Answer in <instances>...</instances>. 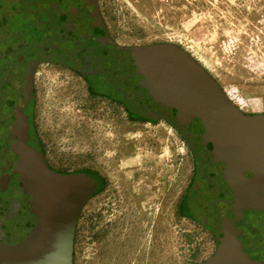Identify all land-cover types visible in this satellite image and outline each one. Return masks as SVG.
I'll use <instances>...</instances> for the list:
<instances>
[{
	"label": "rangeland",
	"instance_id": "rangeland-1",
	"mask_svg": "<svg viewBox=\"0 0 264 264\" xmlns=\"http://www.w3.org/2000/svg\"><path fill=\"white\" fill-rule=\"evenodd\" d=\"M97 1L118 45L178 46L243 113L264 114V0ZM111 87L53 64L34 76L30 116L46 156L104 180L77 217L72 264H202L214 240L182 210L201 178L193 153L163 120L133 117ZM18 194L13 181L0 194V244L18 242L35 224L13 206ZM236 228L243 248L264 262V211L244 212Z\"/></svg>",
	"mask_w": 264,
	"mask_h": 264
},
{
	"label": "water",
	"instance_id": "water-1",
	"mask_svg": "<svg viewBox=\"0 0 264 264\" xmlns=\"http://www.w3.org/2000/svg\"><path fill=\"white\" fill-rule=\"evenodd\" d=\"M102 76L141 118L163 120L193 153L201 178L188 191L195 218L215 253L202 264H264L251 259L237 221L264 211V114L243 113L213 77L172 44L121 46L97 0H0V140L18 171L24 203L37 224L0 264H72L78 212L92 194L81 175H62L26 146L24 106L42 64ZM0 176V193L7 190Z\"/></svg>",
	"mask_w": 264,
	"mask_h": 264
},
{
	"label": "flooded vegetation",
	"instance_id": "flooded-vegetation-1",
	"mask_svg": "<svg viewBox=\"0 0 264 264\" xmlns=\"http://www.w3.org/2000/svg\"><path fill=\"white\" fill-rule=\"evenodd\" d=\"M100 78L104 79L102 76H100ZM116 93H117V95H119L118 92H116ZM31 94H32V99L24 106V110H23L24 116L29 123V130H28V135H27V140H26V146L30 147L31 149L36 150L38 153H41L43 155V157L45 159L46 166L49 170H52V171H54L58 174H62V175H71V174L76 175V174H78V175L83 176L84 182L92 187V194L90 197V199H91L94 195H97L101 191V189L104 186V180L100 177V175H98L94 171H89V170H80V171L63 170L62 162L56 161L53 157L49 158L46 156V154H45V152L41 146V139H40L41 136L38 135V129L35 126L34 119L32 118V116H30V114H31L30 113L31 112L30 111V105L34 102V99H35V96L33 97V94H34L33 91L31 92ZM117 95L115 94L114 96L117 97ZM132 116L135 118L143 119L134 113L132 114ZM0 150H1L0 155L3 157V159L5 160V164H6L5 170L0 171V176L4 175V174L7 175V177H6V180L8 183L7 190H8L10 182L13 181L15 191L17 193H19L17 196L18 199H16L18 201V203L15 202V204L13 205V202H11L13 200H10L8 202L7 206L11 207L13 205L14 207H16V209L24 210L25 212H27L32 218H34V222H35V224L33 225V227H34L38 222V218L36 217L35 213L24 203V192H23L22 188L20 187L19 180H18L20 174L18 171H11L10 170L11 156L8 153V151L6 150V148L4 147L1 140H0ZM197 181H199V180H194L192 182L190 188ZM199 182H202L204 184L205 188L207 187V180L205 177H204L203 181H199ZM6 191L1 192L0 194L5 193ZM90 199L88 201H90ZM88 201H86V202H88ZM82 207H83V205H82ZM81 208H80V210H81ZM80 210H79V212H80ZM182 210H183V213H185V214H193L194 215V212L190 207L188 195H187L186 201L182 203ZM79 212H78V215H79ZM253 212H257V211H253ZM23 227H25V229H27V228H29V225L26 222H24L20 228H23ZM33 227L31 229H33ZM31 229L28 231V233L31 231ZM28 233L26 234V236L24 238L20 239L18 242H15L12 244H10V243H2V244H7V245L17 244L20 241L24 240L28 236ZM239 237H240L239 239L242 240L241 241L242 244L244 245V243H243L244 241L242 239V236L240 235Z\"/></svg>",
	"mask_w": 264,
	"mask_h": 264
},
{
	"label": "trees",
	"instance_id": "trees-1",
	"mask_svg": "<svg viewBox=\"0 0 264 264\" xmlns=\"http://www.w3.org/2000/svg\"><path fill=\"white\" fill-rule=\"evenodd\" d=\"M91 77L95 78V76H91ZM99 77H100V76H99ZM118 94H119V93H118ZM127 108H128V106H127ZM128 110H129V108H128ZM129 112L131 113V115L133 114L130 110H129ZM243 243H244V242H243ZM245 249L250 253L252 259H257V258H255V257L253 256L252 251H251L249 248L245 247ZM245 249H244V250H245ZM247 251H246V252H247ZM251 257H250V258H251Z\"/></svg>",
	"mask_w": 264,
	"mask_h": 264
}]
</instances>
